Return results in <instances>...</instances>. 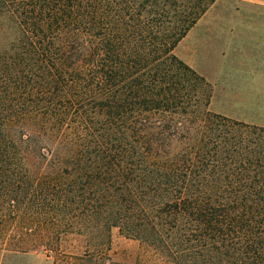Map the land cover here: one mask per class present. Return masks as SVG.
Returning a JSON list of instances; mask_svg holds the SVG:
<instances>
[{"label": "trees", "instance_id": "trees-1", "mask_svg": "<svg viewBox=\"0 0 264 264\" xmlns=\"http://www.w3.org/2000/svg\"><path fill=\"white\" fill-rule=\"evenodd\" d=\"M213 2L0 0V255L264 264V126L174 53Z\"/></svg>", "mask_w": 264, "mask_h": 264}, {"label": "crops", "instance_id": "crops-1", "mask_svg": "<svg viewBox=\"0 0 264 264\" xmlns=\"http://www.w3.org/2000/svg\"><path fill=\"white\" fill-rule=\"evenodd\" d=\"M193 30L197 70L186 63L211 85L209 110L264 126V0H214Z\"/></svg>", "mask_w": 264, "mask_h": 264}, {"label": "rangeland", "instance_id": "rangeland-1", "mask_svg": "<svg viewBox=\"0 0 264 264\" xmlns=\"http://www.w3.org/2000/svg\"><path fill=\"white\" fill-rule=\"evenodd\" d=\"M197 31L193 30L187 34L177 45L174 53L188 64H191L195 70H197L198 54L196 45ZM261 126V125H259ZM111 234V250L107 253L109 264H129L135 251L139 250L138 242L133 239L127 238L120 233L117 227H113L110 230ZM78 242L71 237L64 243V250L66 253H70L77 247ZM62 262L66 264H80L74 259L61 257ZM0 264H53L52 257L46 256L41 253H12L5 256L0 255ZM101 264V263H97Z\"/></svg>", "mask_w": 264, "mask_h": 264}]
</instances>
